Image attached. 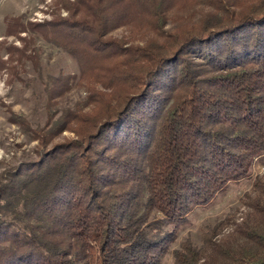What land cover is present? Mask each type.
<instances>
[{"label":"trees","instance_id":"1","mask_svg":"<svg viewBox=\"0 0 264 264\" xmlns=\"http://www.w3.org/2000/svg\"><path fill=\"white\" fill-rule=\"evenodd\" d=\"M185 1L67 0V16L29 25L77 65L45 86L46 113L78 80L88 94L60 113L79 138L3 174L0 264H162L188 212L264 160V1L211 0L164 28ZM124 25L153 35L107 36ZM240 202L171 264H264V173Z\"/></svg>","mask_w":264,"mask_h":264},{"label":"rangeland","instance_id":"2","mask_svg":"<svg viewBox=\"0 0 264 264\" xmlns=\"http://www.w3.org/2000/svg\"><path fill=\"white\" fill-rule=\"evenodd\" d=\"M242 1L250 3L264 0ZM66 2L67 0H0V178L4 177L5 172L14 170L20 161L38 159L43 149L79 138L75 128L76 121L70 122L64 130L58 126L63 121L60 119L61 111L87 96L85 80H78L70 89L56 95L51 101L54 111L50 110L52 114L46 113L48 97L45 86L51 85L52 78L59 73L77 71V65L62 48L46 41L32 29L33 26L29 27L35 21L48 20L55 15L67 16L68 10L64 5ZM210 2L211 0L185 1L181 8L170 13L164 28H178L189 21L188 17L193 22H199L210 10ZM24 26L26 29H21ZM152 35L151 31H140V28L136 29L133 25H124L113 29L107 36L117 37L126 44H143ZM91 106L89 104L82 109L83 113L91 112ZM46 119L53 123L42 131L41 126ZM35 128L41 133L51 129L47 145L32 135ZM262 173L264 160L256 157L250 165L248 176L228 182L210 201L197 204L190 210L188 223L182 226L176 240L170 244L162 264H171V250L178 247L186 237L198 244L205 228L215 224L226 226L224 221L230 213L238 216L239 220L240 214L246 209L241 205L240 198L250 188L252 177ZM0 180L4 181L3 178Z\"/></svg>","mask_w":264,"mask_h":264}]
</instances>
